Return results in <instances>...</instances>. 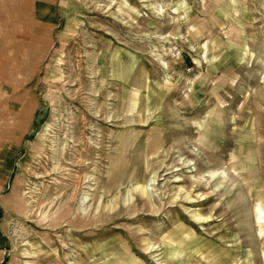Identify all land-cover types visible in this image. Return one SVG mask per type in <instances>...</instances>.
Listing matches in <instances>:
<instances>
[{
	"label": "rangeland",
	"instance_id": "obj_1",
	"mask_svg": "<svg viewBox=\"0 0 264 264\" xmlns=\"http://www.w3.org/2000/svg\"><path fill=\"white\" fill-rule=\"evenodd\" d=\"M3 3L0 264H264V0Z\"/></svg>",
	"mask_w": 264,
	"mask_h": 264
},
{
	"label": "bare ground",
	"instance_id": "obj_2",
	"mask_svg": "<svg viewBox=\"0 0 264 264\" xmlns=\"http://www.w3.org/2000/svg\"><path fill=\"white\" fill-rule=\"evenodd\" d=\"M206 186V185H205ZM83 203H84V200H81V202H80V204H81V207H83ZM82 209V208H81ZM82 211H84V209H82ZM193 219L194 220H197L198 222L199 221H203V219L198 215V217L197 216H195V217H193Z\"/></svg>",
	"mask_w": 264,
	"mask_h": 264
},
{
	"label": "crops",
	"instance_id": "obj_3",
	"mask_svg": "<svg viewBox=\"0 0 264 264\" xmlns=\"http://www.w3.org/2000/svg\"><path fill=\"white\" fill-rule=\"evenodd\" d=\"M2 1V3L3 2H7L8 0H0V2ZM4 4V3H3ZM1 6H2V4H1ZM2 7H4V5L2 6Z\"/></svg>",
	"mask_w": 264,
	"mask_h": 264
}]
</instances>
